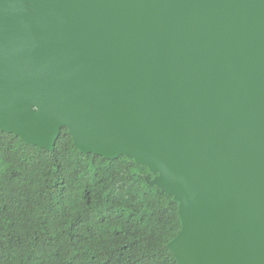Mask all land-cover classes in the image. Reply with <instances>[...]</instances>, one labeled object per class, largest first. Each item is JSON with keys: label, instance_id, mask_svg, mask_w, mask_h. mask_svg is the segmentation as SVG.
I'll list each match as a JSON object with an SVG mask.
<instances>
[{"label": "water", "instance_id": "1", "mask_svg": "<svg viewBox=\"0 0 264 264\" xmlns=\"http://www.w3.org/2000/svg\"><path fill=\"white\" fill-rule=\"evenodd\" d=\"M63 128L158 173L178 264H264V0H0V130Z\"/></svg>", "mask_w": 264, "mask_h": 264}, {"label": "trees", "instance_id": "2", "mask_svg": "<svg viewBox=\"0 0 264 264\" xmlns=\"http://www.w3.org/2000/svg\"><path fill=\"white\" fill-rule=\"evenodd\" d=\"M134 159L52 151L0 130V264H178L179 203Z\"/></svg>", "mask_w": 264, "mask_h": 264}]
</instances>
